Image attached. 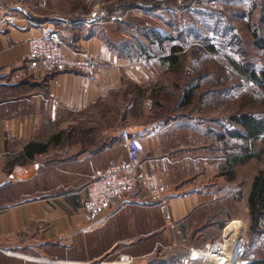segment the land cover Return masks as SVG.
Segmentation results:
<instances>
[{
  "label": "crops",
  "instance_id": "0c3cea01",
  "mask_svg": "<svg viewBox=\"0 0 264 264\" xmlns=\"http://www.w3.org/2000/svg\"><path fill=\"white\" fill-rule=\"evenodd\" d=\"M62 25L26 17L0 0V264L37 256L41 260L31 261L118 264L102 262L115 254L137 264H175L189 248L211 241L205 232L211 224L195 228L189 238L184 229H192L216 200L229 195L216 196L207 187L209 166L196 171L193 163L181 165L170 156L180 148L169 146L163 135L169 124L134 132L137 137L126 142L118 138L123 133L112 134L95 150L74 143L75 124L108 94L120 91L127 72L96 23ZM53 30L66 58L97 61L92 75L48 73L28 59V41ZM116 160L142 161L145 172L162 178L161 195L168 200L173 225L165 223L157 205L137 197L131 203L118 201L92 219L86 216L81 209L85 187ZM163 244L184 251L176 258L164 252L153 259L154 249Z\"/></svg>",
  "mask_w": 264,
  "mask_h": 264
},
{
  "label": "rangeland",
  "instance_id": "374dc122",
  "mask_svg": "<svg viewBox=\"0 0 264 264\" xmlns=\"http://www.w3.org/2000/svg\"><path fill=\"white\" fill-rule=\"evenodd\" d=\"M8 1L24 16L52 20L61 28L72 21L96 23L99 36L123 60L127 73H122L120 91L108 94L88 118L78 120L74 143L95 150L111 141L112 134L123 133L118 138L126 142L137 137L134 132L169 124L163 135H168L169 146L180 148L170 156L181 165L193 163L196 171L209 166L207 187L216 196L229 195L216 200L192 229L183 228V235L189 238L195 228L211 224L205 232L214 240L227 225H236L257 258L264 259V241L251 238L247 213L252 181L264 171V134L249 137L239 123L243 116L264 120V80L246 79L229 63L264 70V49L255 45L252 35L264 40V0ZM174 45L182 49L177 55L171 53ZM166 57L176 60L165 61ZM235 158L247 159L231 168ZM216 222L223 227L217 228ZM163 245L154 249L153 259L164 252L176 258L184 251L178 245ZM11 258L12 264H47L31 261L41 260L38 256ZM136 261H123L119 254L102 260Z\"/></svg>",
  "mask_w": 264,
  "mask_h": 264
},
{
  "label": "built area",
  "instance_id": "2783aa9c",
  "mask_svg": "<svg viewBox=\"0 0 264 264\" xmlns=\"http://www.w3.org/2000/svg\"><path fill=\"white\" fill-rule=\"evenodd\" d=\"M27 49L28 59L39 63L48 73L79 71L92 75L97 68V61L92 58L81 61L66 58L62 40L56 30L31 38ZM142 166L143 162L136 160L110 162L107 169L85 187L81 209L86 216L92 219L109 210L118 201L131 203L139 198L157 205L165 223L171 226L168 200L161 195L164 191L162 180L157 174L145 172ZM244 236L242 231V236L235 240L230 253L225 251V241L220 236L199 248H189L175 264H254L256 253L251 250ZM125 259L131 261L129 257L122 258L123 261Z\"/></svg>",
  "mask_w": 264,
  "mask_h": 264
},
{
  "label": "trees",
  "instance_id": "16d2710c",
  "mask_svg": "<svg viewBox=\"0 0 264 264\" xmlns=\"http://www.w3.org/2000/svg\"><path fill=\"white\" fill-rule=\"evenodd\" d=\"M262 23H264V15L261 17ZM155 39L158 43H162V39L156 32H152ZM255 45L264 49V40L258 39L257 34L255 32L252 33ZM210 51L216 52L214 46H209ZM180 46H172L171 53L173 55H177L181 52ZM164 59V58H161ZM165 61L176 60V57H166ZM229 63L246 78L253 81H257L259 78L264 80V70L261 72H255L252 70L240 69L239 64L233 60H230ZM189 98V94L187 95ZM189 100V99H188ZM239 123L244 127L249 137H255L260 134H264V120H257L249 116H243L242 119L239 120ZM246 153V151H245ZM248 158V157H247ZM247 158L237 159L235 158L232 161L231 168L236 163H243ZM247 208L249 215V232L251 233V238L255 241H264V171H260L253 179L249 194L247 196ZM223 227L221 224L220 228ZM254 243V242H253ZM261 243V242H259ZM255 244V243H254ZM252 250V249H251ZM254 264H264V259L257 258Z\"/></svg>",
  "mask_w": 264,
  "mask_h": 264
},
{
  "label": "bare ground",
  "instance_id": "6f19581e",
  "mask_svg": "<svg viewBox=\"0 0 264 264\" xmlns=\"http://www.w3.org/2000/svg\"><path fill=\"white\" fill-rule=\"evenodd\" d=\"M242 236V231L236 225H227L222 232V239L225 241V251L230 253L232 251L235 240Z\"/></svg>",
  "mask_w": 264,
  "mask_h": 264
}]
</instances>
